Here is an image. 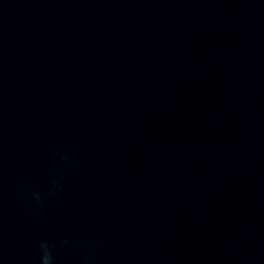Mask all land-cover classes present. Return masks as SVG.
I'll list each match as a JSON object with an SVG mask.
<instances>
[{
    "label": "clouds",
    "instance_id": "1",
    "mask_svg": "<svg viewBox=\"0 0 264 264\" xmlns=\"http://www.w3.org/2000/svg\"><path fill=\"white\" fill-rule=\"evenodd\" d=\"M60 184L59 181L54 180L53 181V194L60 189ZM32 199L35 200L38 203H43V201L40 198L39 193H33L32 194ZM67 240H62L59 242L60 247H65L68 245ZM83 243V242H81ZM55 245L49 243L48 241H40L39 243V264H55V256L53 254L54 252ZM95 258L94 253H90L88 259L85 261V264H91V261Z\"/></svg>",
    "mask_w": 264,
    "mask_h": 264
}]
</instances>
